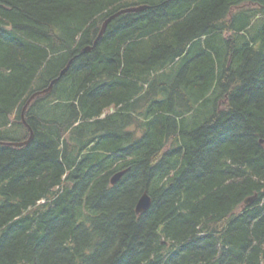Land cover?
Wrapping results in <instances>:
<instances>
[{"label": "trees", "instance_id": "1", "mask_svg": "<svg viewBox=\"0 0 264 264\" xmlns=\"http://www.w3.org/2000/svg\"><path fill=\"white\" fill-rule=\"evenodd\" d=\"M0 264H264V0H0Z\"/></svg>", "mask_w": 264, "mask_h": 264}, {"label": "water", "instance_id": "2", "mask_svg": "<svg viewBox=\"0 0 264 264\" xmlns=\"http://www.w3.org/2000/svg\"><path fill=\"white\" fill-rule=\"evenodd\" d=\"M146 8H147V6H138V7H133V8H127V9L120 10L119 12H117V13H115V14L109 16V17L104 21V23H103V25H102V28H101V30H100V32H99V35H98V37L96 38V40H95L93 46H95V44L97 43V40H98V39L103 35V33L105 32V30H106L107 25L109 24V22H110L111 20H113L115 17H117V16H119L120 14L125 13V12L140 11V10H143V9H146ZM93 46H87L86 48H84L83 51H84V52H87V51L91 50V49L93 48ZM68 67H69V65H67L66 68H64V69L62 70L61 74L65 73ZM54 82H55V80L52 81V83L50 84V86H49L48 88H46V89H44V90H42V91H39V92H36L35 94H33V95L30 97V99L27 101L25 107L27 106L28 103H30V101H31L36 95H38V94H40V93H42V92L45 93V92L50 91V90L52 89V86H53V83H54ZM25 107H24V108H25ZM31 138H32V136H31ZM31 138H29L28 140H26V141H24V142H11V145L20 146V145L27 144V143H29V141H30ZM124 172H125V171H120V172H118L117 174H115L114 177H113V179H112V181L115 182V181L119 180V179L121 178V176L124 174ZM255 198H256V195L251 196V197H248V198L246 199L245 202H246V203L253 202ZM150 205H151V197H150L149 193L146 191V192H144V193L142 194V196L140 197V199H139V201H138V203H137V206H136V211H137L138 213H143V212H145V211H147V210L149 209Z\"/></svg>", "mask_w": 264, "mask_h": 264}]
</instances>
